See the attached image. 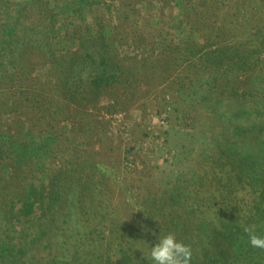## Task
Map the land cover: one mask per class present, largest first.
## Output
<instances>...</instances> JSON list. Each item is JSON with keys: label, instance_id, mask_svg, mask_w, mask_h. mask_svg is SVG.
<instances>
[{"label": "rangeland", "instance_id": "374dc122", "mask_svg": "<svg viewBox=\"0 0 264 264\" xmlns=\"http://www.w3.org/2000/svg\"><path fill=\"white\" fill-rule=\"evenodd\" d=\"M224 1L225 7L215 5L212 10L206 36L211 35L210 40L226 53L213 56L210 61L198 56L184 63L174 57L176 48L186 46L190 37L185 0H98L113 24L119 23L126 11H133L131 20L140 29L146 25L158 28L159 35L160 28L166 30L172 23L170 20L177 27L169 43L163 45L159 38L153 47L148 41L146 53L136 49L138 58L126 69L121 81L104 89L97 101L88 99L83 106L72 107L81 113L71 110L62 122L69 129L82 126L80 136L97 141L96 147L103 145L104 163L112 172L107 174L91 167L87 157L85 167L70 171L80 180L86 218L94 215L98 206L112 203L108 223L89 224L96 227L99 235L112 237L108 226L113 224L118 234H132V246L142 251L146 247L142 236L148 235L138 229L136 222L146 219L156 229H152V234L173 233L178 241L193 243L200 250L215 252L231 247L226 238L227 220L214 224L216 214L211 208L216 200L228 195L237 200L238 192L228 184V176L236 170L239 179L244 178L235 167L247 171L249 152L258 157V172H264V148L263 153L258 152L259 146L264 145L262 132H258L264 126V114L258 111L264 104V52L246 68L229 58L239 56L233 48L244 42L245 32L250 30V34L259 20L264 23V0ZM23 2H29L26 13L30 15L31 28L48 27L50 41L59 54L77 48L79 43L73 35L76 26L94 23L89 10L75 14L68 9L77 0H0V23L13 22ZM238 4L250 12L253 22L237 11ZM196 6L198 0L188 6L194 17ZM220 13L225 22L223 31L216 30L222 21L214 24ZM54 14L55 21L51 19ZM164 15L172 19H165ZM195 39L198 47L204 44L199 33ZM122 51L134 54L128 46ZM6 52L5 47L0 49V71L12 72L14 62ZM33 53H27L29 61L35 60ZM42 73V69L35 72ZM3 95L0 88V102ZM250 126L247 134L244 129ZM229 159L233 166L226 167ZM216 180L220 181L219 186L214 185ZM31 184L37 199L36 189L41 188V182L34 180ZM190 200L196 205H191ZM35 201L19 208L21 221L32 217ZM103 215L99 212L97 218ZM107 239L103 241L105 246Z\"/></svg>", "mask_w": 264, "mask_h": 264}, {"label": "trees", "instance_id": "16d2710c", "mask_svg": "<svg viewBox=\"0 0 264 264\" xmlns=\"http://www.w3.org/2000/svg\"><path fill=\"white\" fill-rule=\"evenodd\" d=\"M77 1L76 4L70 3L68 9L75 14L89 10L94 15V23L76 26L73 35L79 43L77 48L62 50L60 54L50 41L48 27L38 25L37 29L31 28L30 15L26 13L29 2L21 4L13 22L0 23V49L5 47L7 56L14 62L12 72L0 71V88L4 93L0 102V264H153L144 257L160 234H152V229H156L148 223L150 221L136 222L138 229L142 233L147 231L148 235L142 236L146 243L142 251L132 246L134 236L131 233L132 236L118 234L113 224L108 226L112 232L108 239L99 235L96 227L89 226L102 221L108 223L112 203L98 206L95 214L86 218L80 180L76 175H70V171L85 167L87 157L91 159L88 163L91 167L107 174L112 172L104 163L103 145L96 147L97 141H87L85 136H80L82 126L69 129L62 122L71 110L81 113L72 107L83 106L88 99L97 101L104 89L121 81L126 69L138 58L136 49L146 53L150 47L148 43L153 47L159 38L163 45L169 43V37L177 27L175 21L170 20L172 23L166 30L160 28L159 35L158 28L146 25L140 29L131 20L133 11H126L120 22L113 24L101 10L98 0ZM193 1L184 2L190 18L186 22L190 25L188 44L178 46L174 57L184 63L198 56L210 61L213 56L226 53L221 46H215L219 44L212 42L206 31L215 5L222 9L227 2L198 0L194 17L188 8ZM235 8L253 22L250 12L239 4ZM217 15L214 24L222 23L216 30L223 31V16L221 13ZM164 18L172 19V16L164 15ZM51 19H57L55 14ZM183 24L181 21L179 26ZM253 25L252 32L249 34L250 30H247L243 35L244 42L233 48L239 56L229 58V61L242 64V68L259 59L264 52V23L259 20ZM197 33L205 39L200 47L195 39ZM124 46L131 48L134 54H125L122 51ZM30 50L34 52V61L26 58ZM38 69L43 73L36 75ZM19 86L25 90H20ZM258 111L264 114V104ZM251 127L244 129L247 134ZM260 131L264 141V126L258 129ZM263 148L261 144L258 152L263 153ZM246 159V172L235 167L244 178L239 179L236 170L228 176V184L238 192L237 200L228 195L216 200L211 208L216 214L214 224L227 220L229 232L226 238L231 247L210 252L188 243L193 253L191 264H264V249L250 246L241 226L255 224L258 234L264 235V172L257 170V156L249 152ZM226 165L233 166V163L229 159ZM34 180L41 182V188L36 189L37 199L35 187L32 188L31 184ZM218 183L220 181L216 180L214 185L219 186ZM33 200L36 201L32 217L21 221L19 208ZM190 201L191 205L195 204ZM99 212L104 214L101 219L97 218ZM215 227L219 228V225ZM105 239L108 241L106 246Z\"/></svg>", "mask_w": 264, "mask_h": 264}, {"label": "clouds", "instance_id": "9594fccd", "mask_svg": "<svg viewBox=\"0 0 264 264\" xmlns=\"http://www.w3.org/2000/svg\"><path fill=\"white\" fill-rule=\"evenodd\" d=\"M139 210V209H138ZM247 234L250 246L264 249V235L257 232V225H241ZM192 249L189 245L178 241L176 235L167 233L159 236L157 242L151 246L145 259H150L153 264H191Z\"/></svg>", "mask_w": 264, "mask_h": 264}]
</instances>
